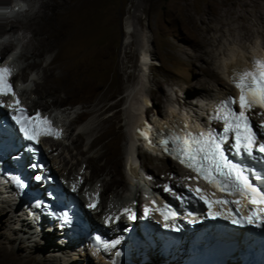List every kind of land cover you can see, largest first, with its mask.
Instances as JSON below:
<instances>
[{
  "label": "rangeland",
  "instance_id": "rangeland-1",
  "mask_svg": "<svg viewBox=\"0 0 264 264\" xmlns=\"http://www.w3.org/2000/svg\"><path fill=\"white\" fill-rule=\"evenodd\" d=\"M227 1L80 0L79 7L72 12L73 14L69 13L71 16L63 21V25H59L58 17L53 15L50 26L33 20L31 12H28V8L36 10L40 0H25V3H21L24 4L22 5L24 11L13 14L17 16L16 20L13 17L5 21V26L0 28V59L10 56L21 57L20 66L14 70L13 79L21 88L27 87L24 89L29 90V93L26 92L23 96L18 92V98L22 103L32 106L34 111L43 110L50 113L52 108L63 111V119L70 128L72 127L69 135L61 140L64 142L63 146H57L62 157L57 158L56 146L52 148L55 143L53 140L43 143L44 154L58 173L57 178L64 181V185L67 184L65 175L70 174V169L68 173L64 170L65 163L69 164L71 161L75 163L78 159L77 165L81 161H85V166L87 165L86 176L78 178L82 184L86 181L84 178L91 179L89 182L94 185L98 183L106 185L107 180L109 185L105 188L107 195L101 199L105 205L115 199L119 192L127 197L132 195V186L128 184V176L122 165L120 170L122 175H125L124 178L126 177L125 181L128 180L127 192L126 187H123L126 184L120 187L112 184V177H108L105 168L101 166L103 162L91 160L92 152L78 155V150H75V142L81 133L97 129L98 114L91 112L101 98H104L106 105H116L115 109L105 115L117 113L121 118L122 123L120 119L115 123V132L105 137L106 142L111 141L110 155L117 156L124 151L127 144L124 137L127 135V127L120 129L121 124L128 121L127 92L136 83H140V79L144 86L141 96L147 100L143 104L141 102L143 98H140L142 107L140 112L136 113L158 126L165 122L164 118L171 113V108L175 109L178 116L183 114L192 118L195 112H198L197 108L200 107L203 95L211 94L216 97L218 90L224 85L230 94H234L233 87L226 78L224 65L236 53H254V56L263 54L264 24L246 11L243 3L248 4L250 0H232L246 18L231 19L225 15ZM256 2L257 9L264 12V0ZM11 4L12 2H9L7 6ZM128 17L133 21L132 34L127 32ZM4 20L5 17L0 19V22ZM226 21H229V24L224 26L223 23H227ZM244 25L250 30L251 37L248 40L244 39L248 33ZM144 34L149 41L146 73L142 71L141 61ZM20 37L21 42L17 41ZM29 39L33 40L34 48L38 46L40 51H44L41 56L30 57L33 52L32 45L29 47L23 45L24 41ZM257 51L258 54L255 53ZM51 71L57 74L64 73L67 89L61 95L56 94L53 97L46 94L48 84L44 80L46 73L51 75ZM58 83L56 80L50 84L62 88ZM253 119L257 122L256 116H253ZM93 137L95 135L87 137L86 146L94 140ZM127 140L129 141L128 138ZM135 151L139 161L135 171L144 177L145 181L146 178L151 180L153 178V183L147 180L149 185L154 184L162 189L165 176L168 178L166 182H171L170 179H176L177 175L181 182L187 184L188 173L171 159L148 154L140 145ZM158 162L166 167L165 173L162 169H157ZM174 165L175 168L171 171L169 168ZM146 168L149 170L147 176L141 174L143 171L146 173ZM70 178H75V174L70 175ZM171 186L174 187V184ZM143 191L144 187H139L136 204L138 214ZM0 192V264H108L107 260L95 252L92 254L88 251L89 255L86 256L77 248L65 249L56 244L58 241L54 236L47 233L44 236L43 232L32 235L35 230L30 231L28 225L24 224L22 220L26 216L21 210L16 209L15 201L6 197L2 190ZM95 217L96 220L99 219L92 215L94 222ZM49 237L57 245L55 250L47 246ZM53 256L63 259L59 262L54 261Z\"/></svg>",
  "mask_w": 264,
  "mask_h": 264
},
{
  "label": "bare ground",
  "instance_id": "bare-ground-1",
  "mask_svg": "<svg viewBox=\"0 0 264 264\" xmlns=\"http://www.w3.org/2000/svg\"><path fill=\"white\" fill-rule=\"evenodd\" d=\"M11 1L14 3V5H12L13 4L12 3L10 6H7V3L11 2ZM24 1L25 0H2V1L0 0V11H2L5 14L4 16H2L0 18L5 17L4 23L7 19L10 20L13 17H15V20H16L17 16H13V14H18L21 11L20 5L21 6L24 5V4H21ZM79 1L80 0H66V1L65 0H40L39 6L37 7V9L32 10V8H30V9L28 8V12L29 13L31 12L30 13L31 18L33 20L41 22L44 25H50V26H52L51 24H49L50 21L52 20V16L56 15L58 17L57 21L60 23L59 25H63L64 24L63 21L66 18H70V16H71L69 13H72L77 7H79V5H80ZM256 1L257 0H250L248 2V4L243 3V5L246 8V11L251 16H254L255 18H257V20H259L260 22H262L264 24V12L257 9V6H256L257 2ZM227 2L228 3L225 4V5H227V8L225 7V9H226L225 15L230 16L231 19H245L246 18V16L242 13L241 9H239V8L237 9L235 7L236 2H234L232 0H228ZM8 15H11L12 17H9ZM78 15H80V14L78 13ZM54 18H56V17H54ZM78 18H79V16H78ZM68 22L69 21H67V23ZM4 23H3V25H4ZM228 24H229V21L227 23H225V22L223 23L224 26L228 25ZM126 25H127V32L132 34V32H133V21L130 17H128L126 19ZM72 27H70V29ZM243 27L245 30L248 31V33L246 34L247 36L244 39L248 40L251 37L250 30L248 29L247 25H244ZM45 29H46V27H45ZM48 29H49V26H48L47 30ZM73 29H75V28H73ZM24 36H25V34L23 35V37ZM21 40H22V37L17 39V41H20V42H21ZM32 41H33L32 39L24 41V44H23L24 47H29L32 45L33 52H31V56H30L31 58L33 56H35V57L41 56L44 51L43 52L40 51V49H38V46H37V48H34V44L32 43ZM142 42H143L142 43L143 44V51H142V60H141L142 61V71L144 73H146L147 67H148L147 64H148V50H149L148 49L149 48L148 47L149 41H148V37L146 36V34L143 35ZM263 42H264V38H263ZM6 49L7 48H5V50ZM255 53L258 54V51ZM260 55L264 56V51H263V54H260ZM253 56H254V53H247V54L246 53L245 54L236 53V54L232 55L231 58H229L228 62L225 63V65H224L225 75H226L227 80L229 81V85L232 86L233 89H234V87L236 88V86L234 85V82L238 79V76L240 74L244 73L245 68H249ZM20 58H21L20 56H18V57L17 56H10L8 58L5 57L2 60L0 59V65L8 64L12 67V71L14 72V70L20 66L19 65V59ZM37 65H39V64H37ZM64 76H65L64 73L63 74L62 73L57 74L55 71H51V75H48L46 73L44 80L48 84V88L46 91V94L48 96L53 97L56 94L61 95L62 92H65V90H67L65 88L66 85H65ZM56 80L59 81L58 84L61 85L62 88H58V86L50 84V83L55 82ZM215 81L218 83H221L218 79H215ZM17 86H19V84H17ZM225 86L226 85H224L223 87H220L216 97L214 95H211V94L203 95L204 98L200 99V101H201L200 107L197 108L198 112L197 113L195 112V114L192 118H190L188 115H183V114L181 116H178L175 109L171 108L170 109L171 113L168 115V117L164 118L165 122L164 121L161 122L159 124L160 126H158V125H155L153 123L146 121L144 119V116L137 114L140 112L141 107H142L141 103H140V98H143L141 95H143L142 90L144 87L142 84V81L140 79V83H136V85L131 87L127 92L126 97L129 98V100H128L129 105H128V107H126V109H127V120L128 121L126 124H121V126H120V129H122L123 127H127V135L126 134L124 135L125 140L127 141V144L124 148V151H122L117 156L110 155L109 148L111 145V141L106 142L105 137H107L108 134H112L115 132V123H117L119 119L121 122V118H119L117 116V113L106 116L105 114L107 112L115 109L116 105H109V104L106 105L104 103V101H105L104 98H101L100 102L94 106V110H92L93 112H91V113L96 114V115L98 114V118H97L98 119V125L96 126L97 129L91 130V131L89 129L88 132L81 133L78 136V139L76 140V142L74 141L75 147H76L75 150L76 151L78 150V155H82V154H85L87 152H92V154H91L92 156L90 155L91 160L95 159V161H98V162L102 161L103 162L101 164V166L105 168L106 175L108 177H112V181H113L112 184L116 187L117 186L120 187V186H123L124 184H126V186L125 185L123 186V187H126V192L128 191V184H131L132 195L131 196L128 195V197H127V196L123 195V193L119 192V193H117V197L115 196V199L113 198L111 201L107 202L105 205V203H103L101 201V199L107 195V192L105 193V190H106L105 188L109 186L107 180L105 182L106 185H103L101 183L94 185L91 182H89V181H91V179L87 180V178H84L86 181L83 182V184H82L81 181H78V178L80 176L85 175L87 165L85 166V163H84L85 161H81L77 165V162L79 161L77 158H76L77 162H75V163L73 162L74 164L71 163L72 161L69 164H68V162H67V164L65 163L66 167H64V170L68 173V171L70 169V174H68L67 176L65 175V182L67 181V184H65V185L63 183L64 181L62 182L60 179H58L62 188L64 189L67 187V190H68L67 192L69 194H74L76 196L78 194L80 195V197H78L79 201H80V207L79 208L82 209L83 215L88 217V218H89L90 214L93 216H97V218H99V219L96 220V217H95V223L98 226H102V227L106 226L108 228V230H112L116 226H119V225L126 223L128 220V209L131 207V209L134 211V214L136 212V204L138 202V189H139V187H144L143 192H146V191L148 192L147 198L149 201H150V198H152V195H156V194H159L161 192L160 188H157L156 186H154V184L149 185L148 184L149 181L148 182H147V180L145 181L144 177H142L139 173H137L135 171V169L137 170V168L139 166V161H138L137 155L135 153L136 147L139 145H140V147H142V145H143L144 151H146V152H147L146 149H150V147L145 145L143 143V141L141 140V137L143 136L141 134V132L146 131V129L144 130L142 128L146 127L147 129H149L147 127L149 125L150 129L147 131L149 132L151 137L154 135L159 136L161 132L166 131V130H170V128H168V127L172 126L173 124H179V125H182L183 127L188 128V129H192V128H195V130L199 129L200 127H202L200 125L207 123L205 116H206V113L209 110L210 106L214 102V100L222 98V97L227 98L228 96L235 94V93L230 94V92L228 91V89L225 88ZM24 88H21V86H20V89H19V92H20V94H22V96L26 92L29 93V90L28 91L25 90L27 87L25 89ZM24 90H25V92H24ZM237 96L238 95H235L236 103L239 102V99ZM15 100H20V99L16 98ZM146 100H144V98H143L141 100V102H143V104H145ZM20 105L22 106V105H27V104H25V103L21 104L20 103ZM31 108H33V107L30 106V109ZM37 111L38 110H35V111L33 110V112H31V110H30L31 114H33L34 112H37ZM252 115L254 116V114H252ZM61 119H62L61 121H62V130H63L62 134L64 135V137L62 139L60 138L58 140H54L55 143L52 146V148H54L56 146V150L58 151L57 158L63 156V155L59 154V150H58L59 147L57 148V146H59V145L63 146L64 142L62 143L61 140L65 139L67 137V135H69L70 129L72 128V127L70 128V125L66 123V121H65V119H63V117H61ZM94 135H95V137H93L94 140L86 146L85 141H86L87 137H91ZM127 138L129 139V141L127 140ZM143 138H144V136H143ZM155 138H153V139L155 140ZM71 145H73V144H71ZM84 145L86 146V148H84ZM63 148L66 149V146H64ZM80 148H81V151H79ZM42 151L44 153V144L42 145ZM66 152H67V150H66ZM150 153L159 156V154H156L154 151H151ZM66 157H68L67 154H66ZM45 159L47 161L49 160L47 158H45ZM121 165H122V167H124V169L126 171L129 183L127 182L128 181L127 179H126L127 181H125V178H126V177L124 178L125 175L124 176L122 175L123 174L122 170H120ZM75 166H78V167L76 168ZM156 167L158 170L162 169L163 172L165 173L166 167L163 166L162 163H160V162L156 163ZM173 168H175V165L171 166L169 169H171V171H173ZM49 169L53 171V174H55V175L57 174L56 176H58V173L54 170V168H53V166H51V164L49 166ZM75 172H77V174ZM102 172H103V170H102ZM148 172H149V170L146 168V173L145 174L141 173V174H144V175L147 174L148 175ZM185 172H183V173H185ZM73 174H75V178L72 179V178H70V175H73ZM155 176H156L155 177V181H156L157 174ZM178 178H179V175H177L176 179H178ZM163 179L164 180H163L162 187H165L166 183H167L166 180H168V178L165 176V178H163ZM176 179H170L171 182H168V184L170 186H171V184H174V187H172V186L171 187L173 189H175L176 191H179L183 188L184 185L179 179H178V181H176ZM102 182H104V181H102ZM150 182L153 183L154 179L152 178V180H150ZM175 182H177V183H175ZM0 190H2V193H4V194L7 193L8 197L12 198L15 201L14 204L16 206V209L20 210V204H22V203L19 201V199L17 198L14 191H12L9 187L4 186L1 182V180H0ZM66 196H67V193L63 194V197H66ZM142 196H143V194H142ZM142 201L143 200L140 199V203H142ZM83 202H84V205H82ZM25 216L27 219L24 218L22 221L24 222V224L26 223L28 225L27 227L29 228V230L32 231L33 230L32 218H29L27 215H25ZM141 216L142 215L140 212L139 217H141ZM28 219H30V220H28ZM36 232H39V233L43 232L42 236L46 235V233L43 230H40V231L35 230L34 233H32V235L36 234ZM49 238H48L49 241H48L47 246L51 247L55 250L57 245H55L53 243L54 240H52L51 238L49 239ZM56 244H58V243H56ZM60 245L67 250L72 249V248H77L84 253L83 255H86V256L89 255L88 254L89 250H87L84 247H76L74 245H68L67 243L65 245H63V244H60ZM72 250H74V249H72ZM90 252L92 254L94 253L93 251H90ZM95 253L97 255H99L98 252H95ZM96 254H94V255H96ZM99 256H101V258L107 260L108 262L107 261L106 262L108 264H134V263L140 264L139 263L140 257L136 258L132 254H130L127 257L125 256L123 258H119L117 255H113V254L109 255V253H104V254H101ZM62 259L63 258H61V257H56V256L54 257L53 256L54 261L59 262V260H62Z\"/></svg>",
  "mask_w": 264,
  "mask_h": 264
},
{
  "label": "clouds",
  "instance_id": "clouds-1",
  "mask_svg": "<svg viewBox=\"0 0 264 264\" xmlns=\"http://www.w3.org/2000/svg\"><path fill=\"white\" fill-rule=\"evenodd\" d=\"M12 2V1H11ZM13 3V2H12ZM8 4V3H7ZM12 5H14V3L12 4ZM24 10L21 8V11L19 12V13H21V12H23ZM5 14L2 12V11H0V17H2V16H4ZM0 19H2V18H0ZM3 23H4V21L3 22H0V28H2L3 27ZM253 57H261V58H264V56H253ZM14 78V74H13V77H12V79ZM14 80V79H13ZM15 83H16V81H14ZM18 83H16V85H17ZM19 87V89H20V86H18ZM26 106H28L29 108H30V105H26ZM71 108V107H70ZM31 110L33 111V109L31 108ZM39 111V110H38ZM40 111H43V110H40ZM53 111H56L57 113H60V114H62L63 115V111H61V110H59V109H56V108H52L51 109V112H53ZM5 112V111H4ZM44 112H47V111H44ZM50 112V113H51ZM48 113V112H47ZM62 117V116H61ZM62 120V119H61ZM47 141H50V140H46L45 142H47ZM54 141V140H53Z\"/></svg>",
  "mask_w": 264,
  "mask_h": 264
}]
</instances>
